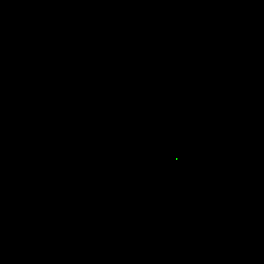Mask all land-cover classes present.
I'll list each match as a JSON object with an SVG mask.
<instances>
[{
	"label": "water",
	"instance_id": "95a60500",
	"mask_svg": "<svg viewBox=\"0 0 264 264\" xmlns=\"http://www.w3.org/2000/svg\"><path fill=\"white\" fill-rule=\"evenodd\" d=\"M179 0H0V142Z\"/></svg>",
	"mask_w": 264,
	"mask_h": 264
}]
</instances>
